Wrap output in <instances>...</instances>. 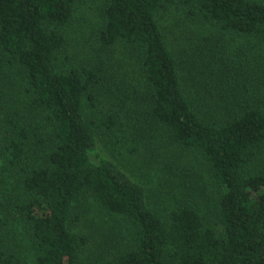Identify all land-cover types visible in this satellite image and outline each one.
Returning <instances> with one entry per match:
<instances>
[{"label":"trees","instance_id":"1","mask_svg":"<svg viewBox=\"0 0 264 264\" xmlns=\"http://www.w3.org/2000/svg\"><path fill=\"white\" fill-rule=\"evenodd\" d=\"M86 1L0 0V85L22 80L29 108L0 113V264H84L89 203L129 236L87 264H264V0H103L79 54L64 30ZM170 9L215 32L172 49ZM225 35L243 58L219 57ZM131 140L146 155L128 168Z\"/></svg>","mask_w":264,"mask_h":264},{"label":"rangeland","instance_id":"2","mask_svg":"<svg viewBox=\"0 0 264 264\" xmlns=\"http://www.w3.org/2000/svg\"><path fill=\"white\" fill-rule=\"evenodd\" d=\"M103 6V0H88L79 5L75 20L64 30V32L69 37L68 46L71 51L79 50V54L83 52L85 54L88 52L95 53L96 49L98 48L97 34L103 21ZM161 21L168 42L172 49L180 47L187 39H196L195 37L199 34L210 35L211 33L215 32V29L209 28L205 24L190 19L187 16V12L183 11L182 9L168 10L163 14ZM219 46V57H229L223 50V48H226L228 54L234 56L236 60L243 58L245 52L250 50L248 48L249 45L245 43L244 40L238 38L236 39L231 35H225ZM83 49L86 50L83 51ZM262 50L264 51V48ZM262 65H264V62ZM231 68L235 69L233 67ZM5 73L6 75L9 74L8 70H5ZM16 80L17 82H15L13 79L10 80L9 78L6 80V84L3 83L0 85V87L4 86L3 93L6 92V96L0 98V113L4 116H6L7 113H14L16 109H20L23 113H27L29 109L27 105H24L25 95L24 87H22L23 81L18 78H16ZM9 91H11L10 94L7 93ZM21 93L24 95V97ZM14 94H16L19 98L14 96ZM8 101H12L13 103H8ZM127 146L122 148L123 154L119 155L118 161L128 168H131V166L137 164L136 161H139V153L146 155V148L135 143L133 140L130 141L129 149H127L125 152ZM134 149L138 151L132 154L133 151L130 152V150ZM195 165L199 167L201 171L197 183V190L199 191L198 197L200 198L199 203L204 212L203 215L208 218L210 216V206L213 207L214 205V200L211 198V196L215 186L211 181L207 170H201L202 163L199 161V159ZM133 168L134 167H132V169ZM146 169L147 168H144V170ZM141 178L147 182V179L142 177V175ZM149 183L157 190H161L162 194L164 192L165 195L167 190L170 188V184H166L163 178L153 179V181ZM94 205V203H89L86 206V214L84 216L85 219L79 224L78 227L80 232H83L89 236V243L81 253V263L84 264H87L89 261L101 258V256L105 254L108 256L112 255L117 251L119 245L118 242L120 239L119 235L121 236L122 234L124 237L129 236L123 227V224H125L123 220L117 221L113 217L112 219L109 214H107L101 208L95 207ZM18 227L19 225L16 223V228L18 229Z\"/></svg>","mask_w":264,"mask_h":264}]
</instances>
